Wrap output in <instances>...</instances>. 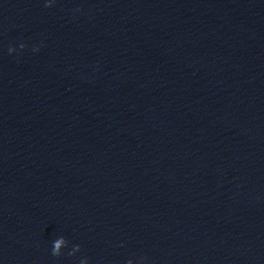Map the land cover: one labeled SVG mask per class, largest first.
Returning a JSON list of instances; mask_svg holds the SVG:
<instances>
[{
	"label": "clouds",
	"instance_id": "clouds-1",
	"mask_svg": "<svg viewBox=\"0 0 264 264\" xmlns=\"http://www.w3.org/2000/svg\"><path fill=\"white\" fill-rule=\"evenodd\" d=\"M51 6H52V0H46L45 7H51ZM19 47H20V49H24L26 47V45L21 43L19 45ZM8 51H9V53H12V52H15L16 49L14 47H9ZM34 51H39V48H35ZM62 245L66 248L68 246V241L63 236H60L53 241L51 255L54 257L62 256L64 254L63 252H61ZM80 250H81L80 245H75V246H73L71 251H69L67 253V255L68 256H74L75 253L79 252ZM80 264H88L87 258L81 259ZM128 264H130V261H128Z\"/></svg>",
	"mask_w": 264,
	"mask_h": 264
}]
</instances>
